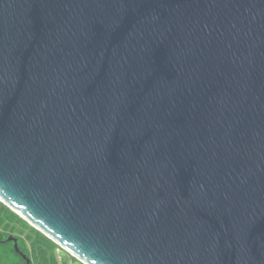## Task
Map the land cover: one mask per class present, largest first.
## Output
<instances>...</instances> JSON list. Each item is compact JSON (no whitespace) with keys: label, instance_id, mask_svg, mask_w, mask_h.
I'll return each instance as SVG.
<instances>
[{"label":"water","instance_id":"95a60500","mask_svg":"<svg viewBox=\"0 0 264 264\" xmlns=\"http://www.w3.org/2000/svg\"><path fill=\"white\" fill-rule=\"evenodd\" d=\"M0 202L83 264H264V0H0Z\"/></svg>","mask_w":264,"mask_h":264},{"label":"trees","instance_id":"16d2710c","mask_svg":"<svg viewBox=\"0 0 264 264\" xmlns=\"http://www.w3.org/2000/svg\"><path fill=\"white\" fill-rule=\"evenodd\" d=\"M10 236L17 239L18 248L30 259L29 264H67L61 259L62 254L79 262L0 202V264H27L16 252L14 242L8 241Z\"/></svg>","mask_w":264,"mask_h":264},{"label":"rangeland","instance_id":"374dc122","mask_svg":"<svg viewBox=\"0 0 264 264\" xmlns=\"http://www.w3.org/2000/svg\"><path fill=\"white\" fill-rule=\"evenodd\" d=\"M61 256V259L63 258V261H65L67 264H80L79 262H73V260L66 254H62Z\"/></svg>","mask_w":264,"mask_h":264},{"label":"built area","instance_id":"2783aa9c","mask_svg":"<svg viewBox=\"0 0 264 264\" xmlns=\"http://www.w3.org/2000/svg\"><path fill=\"white\" fill-rule=\"evenodd\" d=\"M80 264H83V263L80 262Z\"/></svg>","mask_w":264,"mask_h":264}]
</instances>
